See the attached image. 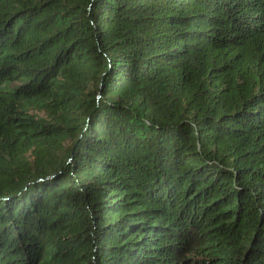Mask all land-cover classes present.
Instances as JSON below:
<instances>
[{
	"label": "trees",
	"instance_id": "obj_1",
	"mask_svg": "<svg viewBox=\"0 0 264 264\" xmlns=\"http://www.w3.org/2000/svg\"><path fill=\"white\" fill-rule=\"evenodd\" d=\"M0 264H264V0H0Z\"/></svg>",
	"mask_w": 264,
	"mask_h": 264
},
{
	"label": "rangeland",
	"instance_id": "obj_2",
	"mask_svg": "<svg viewBox=\"0 0 264 264\" xmlns=\"http://www.w3.org/2000/svg\"><path fill=\"white\" fill-rule=\"evenodd\" d=\"M183 255H192V254H188L187 252H184Z\"/></svg>",
	"mask_w": 264,
	"mask_h": 264
}]
</instances>
